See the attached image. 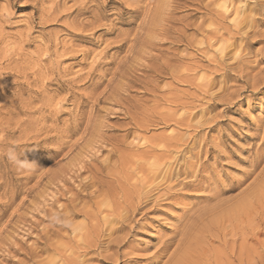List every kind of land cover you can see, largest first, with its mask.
Wrapping results in <instances>:
<instances>
[{
	"label": "rangeland",
	"instance_id": "1",
	"mask_svg": "<svg viewBox=\"0 0 264 264\" xmlns=\"http://www.w3.org/2000/svg\"><path fill=\"white\" fill-rule=\"evenodd\" d=\"M1 32L0 264H145L264 168V0H0ZM238 223L194 264H264Z\"/></svg>",
	"mask_w": 264,
	"mask_h": 264
},
{
	"label": "bare ground",
	"instance_id": "2",
	"mask_svg": "<svg viewBox=\"0 0 264 264\" xmlns=\"http://www.w3.org/2000/svg\"><path fill=\"white\" fill-rule=\"evenodd\" d=\"M136 7V6H135ZM80 8V7H79ZM83 8H86V7H83ZM82 8V9H83ZM77 10V9H76ZM81 10V9H80ZM85 10V9H84ZM83 11V10H82ZM81 12V11H80ZM77 13H79V12H77ZM90 14V13H89ZM79 15V14H78ZM96 16V15H95ZM94 17V16H93ZM97 17V16H96ZM99 17V16H98ZM100 20V19H99ZM95 21H97L96 19H95ZM91 22V21H90ZM82 24L83 23H81V25L80 26H82ZM87 24V23H86ZM89 24V23H88ZM94 24V23H93ZM85 25V24H84ZM95 25V24H94ZM87 26V25H86ZM88 27V26H87ZM86 28V27H85ZM81 30V29H80ZM84 29H82V31H83ZM1 35H2V32L0 33ZM4 34V33H3ZM6 36V35H5ZM4 36V37H5ZM1 37H3V36H1ZM6 38V37H5ZM4 39V38H3ZM3 42H4V40H3ZM3 42H1V43H3ZM176 159V158H175ZM176 162V161H175ZM174 161H173V163H175ZM179 163V162H178ZM178 163H177V165H178ZM180 163H181V161H180ZM170 165L171 164H169V165H167V169L170 167ZM175 165V164H174ZM176 165V166H177ZM204 165V164H203ZM173 166V165H172ZM180 166V165H179ZM197 166V165H196ZM195 166V167H196ZM183 166H181V168H182ZM185 167V166H184ZM192 167V166H191ZM198 167V166H197ZM203 167V166H202ZM205 167V166H204ZM203 167V168H204ZM178 168H180V167H178ZM180 168V169H181ZM194 168V167H193ZM153 169H155L156 171H158L159 170V168H153ZM170 170H171V167L169 168ZM168 169V170H169ZM176 169V168H175ZM174 169V170H175ZM179 169V170H180ZM197 169V168H196ZM172 170H173V167H172ZM177 170V169H176ZM175 170V171H176ZM201 170V169H200ZM150 171V170H149ZM163 171V170H162ZM161 171V172H162ZM186 171V170H185ZM192 171H193V169H192ZM191 171V172H192ZM198 171V170H197ZM150 172H152V171H150ZM164 172H166L167 173V171H164ZM164 172H162V174H164ZM172 172V171H171ZM170 172V173H171ZM194 172H196V171H194ZM170 173L168 174L169 176H170ZM179 173V172H178ZM187 173V172H186ZM185 173V174H186ZM193 173V172H192ZM150 174V173H149ZM157 174V173H156ZM161 174V173H160ZM166 174V175H167ZM176 174H177V172H176ZM175 174V175H176ZM158 175H159V172H158ZM165 175V174H164ZM178 175V174H177ZM176 175V176H177ZM183 175V174H182ZM188 175V174H187ZM193 175H196V174H194L193 173ZM151 176V175H150ZM150 176H148L149 178H150ZM179 176H180V174H179ZM179 176H177V177H179ZM197 176V175H196ZM148 177H147V179H148ZM152 178H153V175L151 176ZM155 177V176H154ZM160 177V176H159ZM172 177V176H171ZM194 177V176H193ZM157 178V175H156V177H155V179ZM161 178H163V177H161ZM161 178H159L158 179V181H159V183H160V179ZM176 178V177H175ZM192 178V177H191ZM164 179V178H163ZM170 180H171V178H169ZM169 179H166L167 180V184L170 186L171 184H173V183H171V184H169L170 183V180ZM174 179V178H173ZM195 179H197L196 177H195ZM166 180H164V181H166ZM169 180V181H168ZM191 180H193V179H191ZM150 181H152V180H150ZM154 181V180H153ZM158 181L157 182H155V183H158ZM163 180H161V182H162ZM163 181V182H164ZM177 181V180H176ZM195 181V180H194ZM147 182H149L148 180H147ZM172 182V181H171ZM155 183L153 184V182H152V184H153V186H155ZM158 183V184H159ZM164 183H166V182H164ZM194 183V182H193ZM88 184V183H87ZM157 184V185H158ZM163 183H161V185H162ZM189 184V183H188ZM84 185V184H83ZM93 186H94V184H92ZM148 185V184H147ZM164 185V184H163ZM167 185V186H168ZM152 186V185H151ZM149 187L148 186V188H150V190L149 191H152V189H153V186L152 187ZM158 186H160V185H158ZM186 186V185H185ZM189 186V185H188ZM86 187V186H85ZM146 187V186H145ZM156 187V186H155ZM165 187H166V185H165ZM165 187L163 186V188H164V190H165ZM152 188V189H151ZM158 188V187H157ZM160 188V187H159ZM168 190L170 189V187H168L167 188ZM148 190L146 191V194L145 193H142V194H145V197L146 196H149V194L151 193H149V194H147V192H148ZM160 190H162L161 188H160ZM159 190V191H160ZM145 192V191H144ZM153 192L155 193V196H156V194H157V191H155L154 189H153ZM152 192V193H153ZM92 193V192H91ZM151 193V196H153V194ZM159 193V192H158ZM241 193H243V192H241ZM90 194V193H89ZM166 195V194H165ZM222 195L224 196V193L223 192H220V191H217V192H215L214 194H213V197L212 198H214L213 199V202H214V200H215V202L213 203V204H211V206L210 207H208V208H206L207 210L205 211V213H207V216H206V222H202L203 223V225H202V227L201 226H199V225H196V226H198V227H200V228H198V230L196 231L195 230V232L194 231H192L191 229H194V224L192 225V226H194L193 228H189V227H192V226H184V230L182 229V232L179 234V239L177 238V240H176V242H174L173 240H172V242L170 241V239H169V241L167 240H165V242H160V244H158V246H156V249H155V251H154V253H152V255L150 254V256H144V257H146L145 258V264H148L151 260H153V259H155V260H162V263L161 264H194L195 262V258L197 257V258H200V257H202V256H204V255H201V254H205L206 253V251H205V253H203V252H200L201 254H200V257H198L199 255V252H197V249H199V251H200V245L198 246L197 244L198 243H204V242H202V241H197L198 239L197 238H199V237H197V236H199V235H203L204 233H207V234H210L209 236H214V235H216V234H214V235H211V233L213 234V232L212 231H215V233L216 232H219L218 233V235L220 234L221 236H222V240H224V243H222L223 241L219 238V236L217 237V238H219L222 242V244H224L222 247H224V248H227V249H229V250H227V251H229L230 253H232L233 252V250H234V248L237 246L236 245V241H235V234L237 235V230L236 231H234L235 229H237L236 228V226L239 224L238 223V221L239 222H241V224L242 223H246V225L248 224V226L246 227L245 225V229H243L242 231H241V235H242V241H249V239L251 240H254L255 242H257L258 241V239H260V237H259V235H263L264 236V168L261 170V172L258 174V175H256V176H254L253 177V179L251 180V183H249V186H248V188H247V191L245 190V193H243L242 195L240 194V197L237 199L236 198V200H234V199H232L233 197H230V198H227L226 197V199H224V198H222ZM139 197H141V193H140V196ZM143 197V196H142ZM150 197V196H149ZM238 197V196H237ZM151 198V197H150ZM149 198V199H150ZM140 199V198H139ZM144 199V198H143ZM142 199V200H143ZM148 199V198H147ZM148 199V200H149ZM146 200V199H145ZM153 200H154V198H153ZM152 200V201H153ZM157 200H158V197H157ZM140 201V200H139ZM150 201V200H149ZM142 202V201H141ZM145 202V201H144ZM144 202H142L143 204H144ZM155 202V201H154ZM136 203L138 204V201H136ZM147 203V202H146ZM152 203V202H151ZM140 204V203H139ZM139 204H138V206H139ZM146 205H149V204H146ZM152 205V204H151ZM154 205V204H153ZM135 206V204H133V207ZM143 206H145V205H143ZM131 207V206H130ZM152 207V206H151ZM138 208V207H137ZM146 208H147V206H146ZM153 208V207H152ZM130 209V208H129ZM139 209H140V207H139ZM143 209V208H142ZM149 209H151V208H149ZM131 210H132V208H131ZM136 210V209H135ZM134 209H133V211H135ZM203 210H205V209H203ZM147 210H145V212H146ZM148 211H150V210H148ZM128 212V211H127ZM130 212V211H129ZM203 213H204V211H203ZM202 213V214H203ZM125 214H126V211H125ZM134 214V212L132 213V215ZM201 214V213H200ZM201 214V217H203V215ZM143 215V214H142ZM145 215V214H144ZM199 215V213L197 214V216ZM206 215V214H205ZM123 216H124V214H123ZM129 215H127V217H128ZM200 217V215L198 216V218H201ZM118 218V217H117ZM116 218V219H117ZM119 218H121L120 220L122 221L123 219V217H120L119 216ZM118 218V219H119ZM133 218V217H132ZM128 218H126V220H127ZM130 219V218H129ZM128 219V220H129ZM142 219H145V218H142ZM192 219H194V218H192ZM107 219H105V221H106ZM131 220V219H130ZM134 220H135V218H134ZM196 220V219H195ZM201 220V219H200ZM107 221H109V220H107ZM111 221V220H110ZM116 221V220H115ZM133 221V220H132ZM137 221V219L135 220V222ZM192 221H194V220H192ZM248 221H250L249 223H248ZM256 221V225H254L253 226V224H254V222ZM134 222V221H133ZM132 222V223H133ZM191 222V221H190ZM107 223V222H106ZM117 223H118V220H117ZM126 223V222H125ZM202 223H200V224H202ZM238 223V224H237ZM114 224V223H113ZM122 224H124V223H122ZM122 224H120V227L118 228V229H123L125 226L124 225H126V224H124V225H122ZM237 224V225H236ZM116 225V224H115ZM184 225V224H183ZM182 225V226H183ZM101 226V225H100ZM105 226V225H104ZM146 226V225H145ZM243 226V227H244ZM107 227H109V226H107ZM115 227H117V226H115ZM114 226L113 227H109V228H111L110 230H109V232H108V234H109V236H108V238H110L111 237V235L110 234H112L113 232H116L118 229L117 228H115ZM141 227V226H140ZM126 228V227H125ZM133 228V227H132ZM136 228V227H135ZM143 228H145V227H143ZM197 228H195V229H197ZM242 228V226L239 228V229H241ZM248 228H249V230H248ZM101 229V228H100ZM99 228L98 229H96L97 231L98 230H100ZM104 230H106L105 228H103ZM131 229V228H130ZM138 229V228H137ZM140 229V228H139ZM181 230V229H180ZM179 230V231H180ZM122 231V230H121ZM120 231V232H121ZM135 231H137V230H135ZM93 232H94V230H93ZM106 233H107V231H105ZM118 232V231H117ZM125 232H126V230H125ZM130 232V231H129ZM128 232V233H129ZM133 232V231H132ZM192 232V233H191ZM194 232V233H193ZM236 232V233H235ZM99 233H100V231H99ZM135 233V232H134ZM179 233V232H178ZM178 233L177 234H175V236H173V237H175V239H176V235H178ZM233 233H235V234H233ZM95 234H97L96 233V231H95ZM94 234V235H95ZM101 234V233H100ZM126 234H127V232H126ZM98 235V234H97ZM113 235V234H112ZM240 235V234H239ZM238 235V236H239ZM104 236H106V235H104ZM103 236V237H104ZM207 236L208 235H206V238H207ZM220 236V237H221ZM227 236H230V237H228L229 238V241L226 239L227 238ZM262 236V237H263ZM96 237V236H95ZM98 237H99V235H98ZM98 237H97V241H100V240H98ZM172 237V238H173ZM203 236H201V238H202ZM215 237V236H214ZM259 237V238H258ZM106 238V237H105ZM104 238V239H105ZM107 238V240L109 241V239ZM117 238V237H116ZM121 237H119V239H120ZM127 238V237H126ZM210 238V237H209ZM239 238H240V236H239ZM258 238V239H257ZM264 238V237H263ZM262 238V241L264 240ZM94 239H96V238H94ZM100 239H102V238H100ZM113 239H115V237L113 238ZM213 239V238H212ZM211 239V240H212ZM215 239H216V237H215ZM120 240H123L122 238L120 239ZM203 240V239H202ZM207 240H208V238H207ZM102 241V240H101ZM100 241V242H101ZM117 241H118V239H117ZM206 241V240H205ZM261 241V242H262ZM95 242V241H94ZM105 242H106V240H105ZM115 242V243H114ZM126 242V241H125ZM128 242V241H127ZM174 242V245L172 244ZM212 242V241H211ZM210 242V243H211ZM214 242H215V240H214ZM216 242H219L218 240L216 241ZM257 242V246L259 245V247L262 245V243H263V245L261 246V248H262V250H261V254H260V252L258 251V247L257 246H255V248L257 249V251H258V254H260V256H261V258H259V257H257V253L256 254H254L257 258H259V259H261V261L264 259V242ZM103 243H104V241H103ZM109 244L107 245V246H109L110 244H111V246L113 245V243H114V245H116L117 246V249L119 248V246L121 245V242H120V245H119V243H117L116 242V239L115 240H113V241H109L108 242ZM129 243V242H128ZM127 243V244H128ZM131 243V242H130ZM208 243V242H207ZM220 243V242H219ZM221 243L219 244V245H221ZM243 244H242V246L245 244L244 242H242ZM93 244H95V243H93ZM101 244V243H100ZM107 244V243H106ZM209 244V243H208ZM208 244L206 245V246H208ZM212 244V243H211ZM214 244V243H213ZM254 244V243H253ZM261 244V245H260ZM92 245V244H91ZM103 245V244H102ZM203 244H201V246H202ZM205 245V244H204ZM203 245V246H204ZM236 245V246H235ZM241 245V244H240ZM250 245V243H248V245H247V242H246V247H248ZM95 246H97V244H95ZM93 247V248H96V247ZM115 246V247H116ZM127 246V245H126ZM199 248H198V247ZM202 246V247H203ZM205 246V247H206ZM210 246V245H209ZM90 247V246H89ZM98 247V246H97ZM100 247V246H99ZM103 247H105V246H103ZM113 247V246H112ZM123 247V246H122ZM130 247H132V246H130ZM202 247H201V249H202ZM108 247H106V249H107ZM111 248V247H110ZM127 248V247H126ZM213 248V247H212ZM220 248V247H219ZM242 248H244V247H242ZM89 249V248H88ZM87 249V250H88ZM91 249H92V247L90 248V252H91ZM103 249V248H102ZM128 249V248H127ZM204 249V248H203ZM209 249V248H208ZM239 249H240V247H239ZM252 249V248H251ZM254 249V248H253ZM112 250V249H111ZM123 250H125V248L123 249ZM130 250V249H129ZM133 250V249H132ZM207 250V249H206ZM211 250V249H210ZM223 250V249H222ZM249 250V249H248ZM247 250V251H248ZM260 250V249H259ZM99 251V250H98ZM102 251H104V250H102ZM106 251V250H105ZM113 251H114V248H113ZM118 251V250H117ZM208 251V250H207ZM221 251V250H220ZM223 251H226L225 249L223 250ZM236 251V250H235ZM252 251V250H251ZM95 252V251H94ZM100 252H101V249H100ZM109 252H110V250H109ZM122 252V251H121ZM120 252V253H121ZM243 252V251H242ZM246 252V251H245ZM256 252V251H255ZM97 253V252H96ZM103 253V252H102ZM101 253V254H102ZM107 253H108V251H107ZM114 253V252H113ZM117 252H115V254H116ZM124 253V252H123ZM194 253H196L197 255L194 257L193 256V254ZM244 253V252H243ZM104 254V253H103ZM125 254H127L128 255V252H126ZM129 254H130V252H129ZM240 254H242V253H240ZM247 253H245V255H244V257L246 256L247 257V259H248V255H246ZM98 256H99V254H97ZM105 255V254H104ZM103 255V256H104ZM110 255H111V253H110ZM110 255H108V254H106V256H109V259H110ZM195 255V254H194ZM225 255V254H224ZM227 255V254H226ZM229 255V257H230V254H228ZM250 255H252V253H250ZM103 256H101L102 258H103ZM116 256H118V255H116ZM123 256L125 257V259H127V258H129V255L128 256H125L124 254H123ZM218 256V255H217ZM219 256H221V255H219ZM232 256V255H231ZM259 256V255H258ZM105 257V256H104ZM113 257V255L111 256V258ZM124 257H123V259H124ZM143 257V258H144ZM193 257H194V259H193ZM205 257V256H204ZM224 257V256H223ZM229 257H227V258H229ZM243 257V258H244ZM245 257V258H246ZM254 257V256H253ZM106 258H108V257H106ZM106 258H103V259H105L106 260ZM121 258V257H120ZM119 258V259H120ZM196 258V259H197ZM203 258V257H202ZM209 258H210V256H209ZM213 258L214 257H212V259H211V261L213 260ZM222 258V257H221ZM233 258V257H232ZM241 258H242V256H241ZM113 259H114V257H113ZM113 259H110L111 260V262L113 261ZM118 259V258H117ZM131 258H129V260H130ZM164 259V260H163ZM193 259V260H192ZM223 259V258H222ZM225 259V258H224ZM247 259H245V261L247 260ZM249 259H251L250 257H249ZM199 260L200 259H198V262L196 261V264H198L199 263ZM203 260H206L205 262H207L208 260H207V258L205 259H203ZM216 260V259H215ZM218 260H221V259H218ZM240 260V259H239ZM109 261V260H108ZM115 261H116V258H115ZM135 261V260H134ZM190 261H192L191 263H190ZM202 261V260H201ZM214 261V260H213ZM217 261V260H216ZM235 261H236V263H240V261H238V257H235ZM244 261V260H243ZM243 261H241V262H243ZM248 261V260H247ZM250 261H253V259L252 260H250ZM248 262V263H252V262ZM257 261H258V259H257ZM126 262V261H125ZM138 262V261H137ZM144 262V261H143ZM156 262V261H155ZM215 262V261H214ZM220 262V261H219ZM219 262L217 261V263L219 264ZM221 262H224V263H226L225 262V260H223V261H221ZM229 263L231 262V260L230 261H228ZM264 262V261H263ZM262 262V263H263ZM116 263V262H115ZM118 263V262H117ZM152 263V262H151ZM159 263V262H158ZM217 263H215V264H217ZM232 263V262H231ZM238 263V264H239ZM245 264H246V262H244ZM253 263L254 264H256V262H254L253 261ZM258 263H259V261H258ZM257 263V264H258ZM207 264H210V263H207ZM214 264V263H213ZM241 264V263H240ZM260 264V263H259Z\"/></svg>",
	"mask_w": 264,
	"mask_h": 264
}]
</instances>
